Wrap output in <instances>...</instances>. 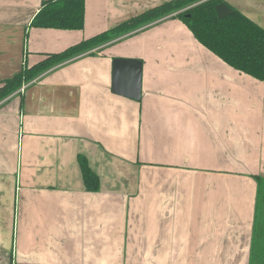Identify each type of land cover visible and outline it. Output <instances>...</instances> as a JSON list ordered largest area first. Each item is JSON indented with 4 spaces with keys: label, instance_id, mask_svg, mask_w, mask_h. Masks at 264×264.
Segmentation results:
<instances>
[{
    "label": "crops",
    "instance_id": "crops-1",
    "mask_svg": "<svg viewBox=\"0 0 264 264\" xmlns=\"http://www.w3.org/2000/svg\"><path fill=\"white\" fill-rule=\"evenodd\" d=\"M168 0H84L81 29L0 0V86L23 66ZM264 27V0H224ZM141 61V94L111 89ZM79 156L98 178L87 190ZM264 177V80L166 17L43 72L0 101V264H251Z\"/></svg>",
    "mask_w": 264,
    "mask_h": 264
},
{
    "label": "trees",
    "instance_id": "trees-1",
    "mask_svg": "<svg viewBox=\"0 0 264 264\" xmlns=\"http://www.w3.org/2000/svg\"><path fill=\"white\" fill-rule=\"evenodd\" d=\"M222 2L224 0H168L62 51L46 53L35 64H24L16 74L3 81L0 101L48 69L88 50L118 41L168 16L179 18L200 44L226 64L254 79L264 80V27L233 7L231 15L217 17L215 6ZM83 22L84 0H42L30 25L81 29ZM79 165L86 189L98 190V178L83 156H79ZM253 177L257 183V197L251 264H264V177Z\"/></svg>",
    "mask_w": 264,
    "mask_h": 264
},
{
    "label": "water",
    "instance_id": "water-1",
    "mask_svg": "<svg viewBox=\"0 0 264 264\" xmlns=\"http://www.w3.org/2000/svg\"><path fill=\"white\" fill-rule=\"evenodd\" d=\"M232 6L225 2L215 6L217 17L224 18L233 13ZM111 89L115 94L139 100L141 94V61L136 58L115 57L111 61Z\"/></svg>",
    "mask_w": 264,
    "mask_h": 264
}]
</instances>
